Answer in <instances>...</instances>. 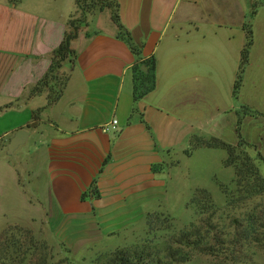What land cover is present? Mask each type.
<instances>
[{
    "label": "crops",
    "instance_id": "1",
    "mask_svg": "<svg viewBox=\"0 0 264 264\" xmlns=\"http://www.w3.org/2000/svg\"><path fill=\"white\" fill-rule=\"evenodd\" d=\"M117 1L129 39L110 9L74 30L75 0H0V108L11 105L0 112L8 122L0 123V153L28 132L6 176L17 190L21 168L37 183L19 190L23 209L39 210L38 220L78 243L144 224L169 202L168 166L188 156L193 137L236 133L246 24L254 32L248 70L264 64V0ZM70 33L75 54L54 71L66 78L49 105L58 83L48 78L54 51ZM153 58L156 87L136 100L135 68L149 72ZM160 164L165 169L155 172Z\"/></svg>",
    "mask_w": 264,
    "mask_h": 264
},
{
    "label": "rangeland",
    "instance_id": "2",
    "mask_svg": "<svg viewBox=\"0 0 264 264\" xmlns=\"http://www.w3.org/2000/svg\"><path fill=\"white\" fill-rule=\"evenodd\" d=\"M86 19L87 17L82 18L78 13L72 20L73 25L79 26ZM65 78L66 74L53 75L51 80L58 82L55 88L57 91ZM52 95H56L54 90ZM234 99L237 112L244 111V106L253 111V114L243 119L240 131L243 140L249 145L248 154L258 158L260 153L264 157L263 63L260 67L254 64L249 70L247 67L239 96ZM0 123H8L7 118L1 119ZM232 132L229 127L223 140L228 144L237 145L238 135ZM198 139L208 141L200 136ZM22 150L23 148L11 156L6 154L8 150L6 153L5 151L0 153L1 255L7 250L9 256L15 257L29 248L28 264H41L40 257L44 255L49 260L48 264H68L67 260L71 264H115L112 261L113 257L121 249L143 254L145 261L132 255L134 264H264V196L239 200L230 207L226 205V196L219 185H230L231 193L235 192L236 198L237 195L234 184L235 169L224 166L228 158V153L224 149L200 147L194 150L190 157L180 156L179 163H175L174 167L168 166L172 175V178L168 179L170 200L157 205L156 210L150 212L156 220L153 223L149 224L146 219L144 224L121 228L105 237L99 234L96 238L92 237L79 243L62 227L47 225L44 224V220H38L37 214H42L38 213L39 210L23 209L24 204L19 200V190L28 192L26 188L34 187L37 183L31 182L20 168L22 187L16 190L6 176L10 164L18 166ZM257 163L264 178V162L258 160ZM196 191L198 194L202 191L210 193L215 205L203 215L197 214L190 206ZM10 193L14 194L13 198H10ZM29 197L28 195L23 200L25 204ZM159 213H163L165 217H172L174 226L171 227L164 216L156 219L155 214ZM251 215L255 217L258 215L259 221L256 230L250 229L252 233L247 236L242 234V231L250 228ZM33 217L37 220H30ZM192 225L194 226L191 229ZM186 231L195 234L191 237V242H197L198 245L177 242ZM196 233L199 235L196 236ZM35 241L38 242L37 247ZM43 244L46 245V249H43Z\"/></svg>",
    "mask_w": 264,
    "mask_h": 264
},
{
    "label": "trees",
    "instance_id": "3",
    "mask_svg": "<svg viewBox=\"0 0 264 264\" xmlns=\"http://www.w3.org/2000/svg\"><path fill=\"white\" fill-rule=\"evenodd\" d=\"M76 8H77V14L80 13L82 18L88 17L90 14H93L97 11H102L105 9H110L112 12V19L114 23L117 25L120 37H124L126 39L130 38V34L128 30L124 27V25L121 22L120 17V5L117 0H75ZM260 5L258 3H254L253 9L251 12V17L253 18L256 13L257 9ZM73 21L70 22V25L74 30L78 29V26L73 25ZM246 30V44L242 50L241 54V64L239 68V72L236 78V82L234 85V98H238L239 92L242 88L243 80L245 71L249 65L250 62V53L252 50V47L254 45V32L252 29V24H246L245 25ZM76 33H70L66 35V38L64 42L61 44V46L54 51L53 55V67L50 71V75L48 78L53 77L54 71L61 68V63L65 61L68 58H71L73 54H75V51H73L70 48V43L74 39ZM74 56V55H73ZM149 66V72L145 73L141 71L138 67L135 68L136 74L134 77V97L135 99H141L150 92H152L156 87V77H155V69H156V63L155 59H151L146 62ZM54 87L51 89V93L49 95V105L55 103L59 96L61 95V91H59L56 95H52V91H55ZM39 92V88L34 91V94ZM11 105L6 106L4 108H9ZM4 108H0V112L4 110ZM242 112H238L239 115V123L237 125L236 133L239 138V143L237 145L228 144L225 141L221 139L214 138L212 140L208 141H200L198 137H194L191 142L190 148L186 151V154L188 157H190L193 154V151L200 148V147H207V148H219L224 149L228 153V158L224 162V166L227 168H234L235 169V179L234 184L236 185V196H234V193H231L230 185H219L221 186L223 193L226 196L227 203L226 205L230 207L231 205L235 204V202H238L239 200L245 201L246 199H251L253 197L257 196H264V178L261 174L260 166L257 163L258 160H262L264 162V157L259 153L258 158H254L247 152V148L249 147L248 143L243 140V136L240 133L241 131V123L246 116H249V114H253V111L250 110L248 107H243ZM195 139H198V141ZM261 162V161H260ZM163 164L157 165L154 167L155 172L163 171L165 168ZM91 190H94V187L91 188ZM86 195H84L85 197ZM190 206H192L197 214L203 215L205 212H209V210L213 209L215 206L212 200V197L210 193L207 191H202L198 194L196 191L192 201L190 202ZM161 216L165 215L163 213L155 214V218L159 219ZM249 216V223L250 228L243 229L242 234H246L249 236L251 230H256V226L258 225V215ZM263 217V216H262ZM166 221L171 224V227L173 225V218L172 217H165ZM156 221L153 219L152 214H149L147 217V222L149 224ZM153 225V224H152ZM150 226V225H149ZM190 227L191 229L193 228ZM191 231L184 232L183 236H181V239H179L177 242H180L181 244H192L194 246L198 245L197 242H191V237L195 234L190 233ZM198 233V232H197ZM196 233V236L199 235ZM33 241V239H31ZM7 243V240L5 241ZM32 243V242H31ZM35 247H37L38 242L35 241ZM44 245V244H43ZM22 246L20 245L19 249H21ZM43 249H46V245L43 246ZM30 249L27 248L26 250L21 251V253L18 256L11 257L8 255V251L4 250V255L0 254V264H28V251ZM138 257V259H141L142 261H145L143 254L138 253H130L123 250H118L113 257V260L115 264H134L133 263V256ZM68 264H71L69 260ZM41 264H48L49 260L47 256L40 257ZM65 263L66 261H60ZM187 262V261H184ZM145 263V262H144Z\"/></svg>",
    "mask_w": 264,
    "mask_h": 264
},
{
    "label": "water",
    "instance_id": "4",
    "mask_svg": "<svg viewBox=\"0 0 264 264\" xmlns=\"http://www.w3.org/2000/svg\"><path fill=\"white\" fill-rule=\"evenodd\" d=\"M144 72H148L147 68H143ZM28 132L27 131H19L14 138L11 140L8 146V155H13L14 152L26 141Z\"/></svg>",
    "mask_w": 264,
    "mask_h": 264
},
{
    "label": "built area",
    "instance_id": "5",
    "mask_svg": "<svg viewBox=\"0 0 264 264\" xmlns=\"http://www.w3.org/2000/svg\"><path fill=\"white\" fill-rule=\"evenodd\" d=\"M117 124H118V121H113V123H112V129H116L117 128ZM110 130V128L109 127H106L105 128V131L106 132H108Z\"/></svg>",
    "mask_w": 264,
    "mask_h": 264
}]
</instances>
